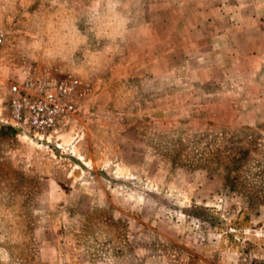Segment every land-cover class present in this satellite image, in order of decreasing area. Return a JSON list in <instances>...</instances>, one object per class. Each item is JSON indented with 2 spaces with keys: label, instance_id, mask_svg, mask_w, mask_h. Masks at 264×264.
<instances>
[{
  "label": "rangeland",
  "instance_id": "rangeland-1",
  "mask_svg": "<svg viewBox=\"0 0 264 264\" xmlns=\"http://www.w3.org/2000/svg\"><path fill=\"white\" fill-rule=\"evenodd\" d=\"M192 6L0 0V264H264V68L192 50ZM24 71L80 81L75 155L5 122Z\"/></svg>",
  "mask_w": 264,
  "mask_h": 264
},
{
  "label": "crops",
  "instance_id": "crops-1",
  "mask_svg": "<svg viewBox=\"0 0 264 264\" xmlns=\"http://www.w3.org/2000/svg\"><path fill=\"white\" fill-rule=\"evenodd\" d=\"M190 1L193 6L190 15L183 19L188 25L182 36L192 50L206 38L210 50L214 51L216 66L220 57L231 55L232 62L243 59L259 62L264 68V0ZM210 23L215 24L216 31L208 36L205 29H208ZM254 215L249 218L248 226L254 225ZM217 249L219 260L222 262L230 258L229 255L236 253L228 244L218 246Z\"/></svg>",
  "mask_w": 264,
  "mask_h": 264
},
{
  "label": "built area",
  "instance_id": "built-area-1",
  "mask_svg": "<svg viewBox=\"0 0 264 264\" xmlns=\"http://www.w3.org/2000/svg\"><path fill=\"white\" fill-rule=\"evenodd\" d=\"M6 35L7 30L0 25V45ZM79 84L77 78L53 81L24 71L7 81L5 122L18 128L22 137L30 141L75 155L63 142L60 126L67 99L77 91Z\"/></svg>",
  "mask_w": 264,
  "mask_h": 264
},
{
  "label": "bare ground",
  "instance_id": "bare-ground-1",
  "mask_svg": "<svg viewBox=\"0 0 264 264\" xmlns=\"http://www.w3.org/2000/svg\"><path fill=\"white\" fill-rule=\"evenodd\" d=\"M69 145V148L72 149L73 151H75V147L73 144L67 143Z\"/></svg>",
  "mask_w": 264,
  "mask_h": 264
},
{
  "label": "trees",
  "instance_id": "trees-1",
  "mask_svg": "<svg viewBox=\"0 0 264 264\" xmlns=\"http://www.w3.org/2000/svg\"><path fill=\"white\" fill-rule=\"evenodd\" d=\"M10 127H12L14 130H16L18 133H20V131H19V129L18 128H16V127H13V126H11L10 124H8Z\"/></svg>",
  "mask_w": 264,
  "mask_h": 264
}]
</instances>
